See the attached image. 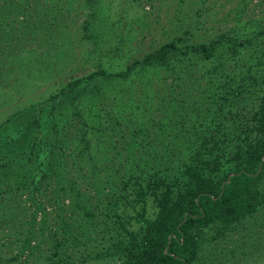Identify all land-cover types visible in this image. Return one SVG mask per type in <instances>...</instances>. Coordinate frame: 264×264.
<instances>
[{
	"label": "trees",
	"instance_id": "obj_1",
	"mask_svg": "<svg viewBox=\"0 0 264 264\" xmlns=\"http://www.w3.org/2000/svg\"><path fill=\"white\" fill-rule=\"evenodd\" d=\"M73 1L0 0L7 101L24 77L22 60L35 57L27 46L54 37L51 25L75 10ZM100 1L84 0L85 39L94 37ZM141 109L161 118L137 116ZM9 217L24 229L8 260L25 252L37 264H198L232 231L257 240L264 13L207 41L175 36L117 71L71 77L8 114L0 121V224Z\"/></svg>",
	"mask_w": 264,
	"mask_h": 264
},
{
	"label": "rangeland",
	"instance_id": "obj_2",
	"mask_svg": "<svg viewBox=\"0 0 264 264\" xmlns=\"http://www.w3.org/2000/svg\"><path fill=\"white\" fill-rule=\"evenodd\" d=\"M245 2L241 0H101L96 5L97 16L90 29L94 37L85 39L82 36L81 24L87 17V9L85 6L83 8L84 0H74L75 10L67 14L63 12L64 15L59 16L51 25V35L54 37L48 35L46 41H34L27 46L36 49L35 57L30 64L27 62L25 64L22 60L18 68L24 77L19 85L14 84L15 87L8 92L10 94L8 101L5 98L6 88H0V121L32 100L45 97L71 77L82 76L98 67L117 71L175 36L186 38L188 42L207 41L235 23H244L247 19L264 13V0H245ZM28 73L29 76H26ZM158 76H162V73ZM12 85L11 83L7 86V89L9 90ZM127 85L125 84V87ZM120 86L116 84L114 92ZM132 86L134 89V85ZM132 94L133 100L137 95L134 91ZM117 95L119 98L127 96L122 93ZM125 101L120 99L117 104H124ZM151 102L153 103V100L148 101ZM148 103L145 102L143 109H151ZM143 109L140 112L136 111L137 116L147 114L153 116L155 121L161 118L158 111L152 110L153 114H149ZM128 110L134 117V111ZM164 121H167V118H164ZM255 219H258L256 221L259 223L261 217ZM252 220L254 219L249 221ZM22 229L24 228L13 225L12 217L0 224V264L38 263L35 256L27 257L25 252L16 261L8 260L19 251L18 239L22 238ZM253 229L256 230L258 227L255 225ZM260 235L254 240L244 233L232 231L225 238L207 246L203 260L198 264H260L264 261V229ZM223 249L225 250L222 251ZM75 264L114 263L110 259L85 263L75 259Z\"/></svg>",
	"mask_w": 264,
	"mask_h": 264
}]
</instances>
